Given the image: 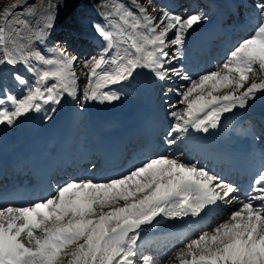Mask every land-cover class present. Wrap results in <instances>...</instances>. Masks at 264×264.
I'll return each mask as SVG.
<instances>
[{
    "label": "snow or ice",
    "instance_id": "snow-or-ice-1",
    "mask_svg": "<svg viewBox=\"0 0 264 264\" xmlns=\"http://www.w3.org/2000/svg\"><path fill=\"white\" fill-rule=\"evenodd\" d=\"M129 5L109 0L102 13L107 24L92 25L102 46L83 61L59 46L41 50L33 42H46L56 6H47L38 34L23 18L36 15L28 0L5 7L0 12V66H22L28 75L10 73L20 96L0 83V125L13 126L45 106L55 112L65 96L76 99L81 77L85 100L116 101L118 92L104 89L147 70L159 81L175 77L189 82L177 89L178 103L185 107L170 113L177 121L166 134L173 137L166 140L171 145L189 128L205 133L217 128L224 113L264 94V0L254 4L251 33L217 70L197 80L175 62L183 55L185 35L206 17L157 8L153 0H129ZM17 9H22L20 17ZM238 191L207 169L167 155L106 182L70 180L45 200L0 207V264H156L149 255L138 258L144 226L201 217L233 204L238 207L222 222L184 245L178 264H264V170L253 178L244 199Z\"/></svg>",
    "mask_w": 264,
    "mask_h": 264
},
{
    "label": "bare ground",
    "instance_id": "bare-ground-1",
    "mask_svg": "<svg viewBox=\"0 0 264 264\" xmlns=\"http://www.w3.org/2000/svg\"><path fill=\"white\" fill-rule=\"evenodd\" d=\"M207 1L209 2L210 11L205 12L204 16L206 18H208V16L209 17L213 16V14L215 12H212V9L217 5L216 0H207ZM105 2L109 3V0H105ZM140 2L146 3L147 1L140 0ZM49 3L56 6V7H54L55 20L53 21V26L51 29H45V32L47 33V37H46V42L44 44H38L35 41H33L35 46L41 48V50L50 49L48 47L47 43H48L49 37L50 36L52 37L54 34L53 27H55L56 22H58V21L60 22V20H62L64 22L66 20L67 22H71V23L75 22V20H77L76 16L78 15L74 11L75 7L77 6V7H80L81 9L83 7H86L84 5L85 3L83 0H33L32 5H33V8L36 12V15L35 16H26L23 18L29 20V22L32 26V31L34 33L38 34L39 29L41 27H43L42 19H43V15H44L45 11L47 10V6L49 5ZM102 5H103V3L101 4V6ZM103 8H105V7L103 6ZM133 10L135 11L134 8H133ZM102 13H104V12L100 13L95 9L92 10L91 7H87L86 9L79 11V14L81 16H86V17H93V16L97 17L98 16L100 18V20H102L103 24H107V21L104 19V16L102 15ZM18 14L20 16V13L17 12L16 15H18ZM96 17H95V19H97ZM237 30H239L240 32H237ZM244 30H245L244 26L238 25L234 31V35L236 37H234L233 39L237 40L238 38H240L243 35ZM189 31H188V33H189ZM188 33L185 35L184 44L182 46V52H183L182 57L187 59L188 62L191 63L190 67H191V70H193V69H196V67L200 68L205 63L207 57L205 55H202V56L198 57V59H196V61H192L193 58H189L191 55L184 52V50L187 49L186 44H188V42H189L188 41V37H189ZM74 42H76V40L68 42V46H69L70 50H71V48H73V50H74V47H75V46H73ZM90 46L92 47L93 44L92 43H88L86 45L81 44V48L85 47L88 50H89ZM220 47L221 46L218 45V48H220ZM100 48L101 47L97 46V49L96 48L92 49L91 50L92 54L97 55ZM75 49H76V47H75ZM216 49H217V47H212V50H216ZM93 50H95V51H93ZM172 51H174V49H172ZM170 54H171V52H170ZM77 55H79V54H77ZM214 55L216 57V61L219 60L220 57L216 51H215ZM78 58L80 61H83V60H86L87 56H78ZM1 68H3L4 70L11 69L10 66H6V65L4 67L0 66V72L3 74L6 73V75H8V72L1 70ZM15 70L17 72H22L25 75H28L26 72H24V69L22 66H18ZM1 73H0V78H1ZM29 79H31V77H29ZM7 80L9 81V78H7ZM160 82L161 81L155 79L150 73L143 74V72L141 70H138V73L135 75L134 78H132L128 81H125L121 84L111 85L109 88L104 89V90L105 91L112 90V91H116L118 93H123L126 96L125 100H127L126 104H125L126 110L130 111L131 109H133L135 107V110L133 111V113L131 115V117H132L135 114L141 113L140 111L153 109L154 104L157 102V99H159L161 101L160 105H162V102H164L166 98L165 97L163 98L162 96L159 98L160 87L158 85H160ZM82 83L85 84V79H83V77H81V82L79 85V91L77 93L76 99H73L72 97L65 96V98L62 100V102L59 105L55 106L56 107L55 112L50 111L51 106H45L44 110L41 111L40 117L37 120H31L29 118V114H30L29 113L26 116L19 118L13 126L0 125V147L3 144H7V147L13 148L16 141L25 142L21 146L24 147L25 151H27L30 154V157H31L30 159H32L34 162L37 159L43 157L40 152L45 150L48 147V144H50V142L53 139L61 138V140H63V137L67 136L66 144L64 145V146H66L67 143L69 142L70 136L68 137V134L66 135L64 130L67 129V130H69V133H70L71 128H73V129L76 128L77 132H81V135L83 137V140H80L78 142L76 149L81 150L82 153H85V150L83 149L84 145H85L84 141L87 140L88 143L91 142L92 145H94L95 144V138H94L95 134L94 133L99 128L102 129V126H99V128H98V125H97L98 123H97V118H96V114L99 111H101V109H99V107L101 105L104 106L108 102L100 103L98 101L85 100L84 95H83L84 87L81 86ZM185 84L186 85H184V87H187L189 85V83L188 84L185 83ZM7 86L16 95L20 96L23 94V92L19 86L14 87L10 84H8ZM182 90L183 89H181L180 91H182ZM177 93H178V91H177ZM177 93H174V95ZM128 98H130V99H128ZM180 99H181V97L178 100L169 103L168 106L166 104V107L168 108V113H171L172 111H182V109L185 106L183 104L178 103V101ZM137 101L142 102L141 108L139 110L137 109L139 106L136 108ZM148 103H152V104L146 105ZM171 105H176V107L173 108V107H171ZM167 108H165V109H167ZM61 111L65 112L64 116H62V117L59 116V113ZM87 111H90L89 115L87 114ZM254 112H258V113L264 112V96H262L261 93H257L256 99L250 100L244 108L237 107L232 112L224 113L221 116V118H225L224 126L227 127V126H229L228 123L234 122L233 128H236L237 122L239 121L240 117H243L245 115H248V114H251ZM47 117H51V118L48 119ZM112 121L114 123L118 124L119 119L114 118V119H112ZM248 121H251V119H249ZM151 130L154 133L155 132L163 133L165 131V127L162 124L161 125L158 124V126H152ZM195 132H196L195 129L189 128V131L187 133L180 134L182 138L176 139V142L173 145H170V148L167 151H165V149H164V152H165L164 154L169 156V157L178 158L182 162H185V163H191L192 162V163L197 164L198 166H200L202 168L207 169L211 173L222 177L221 176L222 175L221 167L222 166L226 167V165L225 164L219 165L217 160H210V159L204 157L202 154V153H204L203 150L207 149L208 147L213 148L214 144L209 143L207 137L205 139H199L195 135ZM62 133H64L65 135ZM153 134L148 133L147 128L144 129L142 131V135H144V136L142 137V139H141L142 141L140 144L131 143V144H126V145H121L120 150L116 155L118 157H121L122 154L129 155L134 149H135V151H137L138 146L143 147V149H144L143 151L146 154H140L139 158H137L136 160L133 159V155H132L130 160H129V163L127 165L128 167H131L135 163L140 162L142 160H145L151 155L160 154L162 152V150L159 149L158 147L152 148V147L147 146L149 144L148 143L149 138H151L153 136ZM175 135L176 134H174V136ZM143 143L145 144V146H141ZM64 148H62L60 150V151H62L63 155H64ZM51 149H52V147H50V151H51ZM255 152H256V155L259 156V153H260L259 149H256ZM150 158H152V156ZM85 163H86V161L84 159H82V160L78 159L77 160L76 158L75 159L70 158V159H66L63 162H59L57 164V166L54 169H52L51 171H42V173H43V175L49 176L51 178L52 182L59 184L61 182L60 173L64 174L63 179H62L64 181L65 180H67V181L80 180V179H91V180H93V178H95V176H97V173L100 175H103L104 171L119 169L120 165L123 166V162L121 164H119L117 162V160L109 161V160L104 159L102 157L97 168H95L94 171L88 172V170H83V168L75 169V167H77V166L84 167ZM44 167H45V165L42 167V169ZM71 170H73V172H71ZM38 174L39 173L31 172L30 170L24 171L22 174V178L24 176H29V179H27L26 181L32 182L31 178L36 177V180L32 183L37 185L41 180ZM5 182L7 183V185H9L11 190H14L15 192H20L19 188L16 189L14 187V185H16V184H15V180L13 178H8V180H6ZM22 190H24V189H22ZM25 192H27V191H24L23 193H25ZM23 193H21V194H23ZM21 196H23V195H21ZM24 198H25V196H24ZM228 206L230 209H234L236 204L228 205ZM193 218H195V217H193ZM175 221H178V220H170V222H172V223ZM165 223H166V221L164 220V221H161L159 224H156L153 227L144 226L141 231H143L145 228H149V230L159 229V228H162L163 226H165L166 225ZM172 245H173V243L169 244V246L166 250H168ZM176 257L177 256L175 255V256H173L172 259L176 260ZM156 264H159V263L156 262ZM168 264H173V263L169 262Z\"/></svg>",
    "mask_w": 264,
    "mask_h": 264
},
{
    "label": "rangeland",
    "instance_id": "rangeland-1",
    "mask_svg": "<svg viewBox=\"0 0 264 264\" xmlns=\"http://www.w3.org/2000/svg\"><path fill=\"white\" fill-rule=\"evenodd\" d=\"M84 1V5L86 6V7H83L82 9L79 7L78 8V13H79V11H82L83 9H86L87 7H91V9H93L94 8V6H95V9L97 10V11H99L100 13L101 12H105V10H106V8H103L102 6H105L107 3L105 2V1H103V0H83ZM144 1V0H143ZM145 1H147V0H145ZM154 1V0H153ZM172 1L173 0H167V2L169 3V7H168V5H164V0H159V2L160 3H156L155 1L153 2V4L157 7V8H164V9H167V10H170V11H172V12H176V13H178V14H181L182 16H187L188 14H191V13H198L199 14V12L197 11V9H198V6H200L199 5V3H201V0H175L173 3H172ZM194 1H196V6L195 7H193V5H194ZM102 2H105V3H103V5L102 6H100L101 4H102ZM122 2L123 3H125L126 5H129V0H122ZM202 2H203V0H202ZM255 2H256V0H246V2L243 4V7H242V13H243V16H242V18H244L247 14H251V13H255L256 12V10H255V8H254V4H255ZM12 3H17V1L16 0H0V12H2L3 11V9L5 8V7H10L11 5H12ZM28 3L29 4H32V0H28ZM166 3V2H165ZM191 5H192V7H191ZM130 6V5H129ZM21 11H22V9H19V11L18 12H20L21 13ZM80 15V14H79ZM17 17H20L19 15L17 16ZM95 18V17H94ZM86 19H88L89 21H85V20H82V19H79V20H81L82 21V24L84 25V26H86V30L84 31V32H82V36L80 37V38H78V40H82V41H85V44L84 45H86V44H88L89 42H88V40H90L92 43H95L94 41H93V38H92V33L91 32H94V29H93V27H92V25H90L91 23L92 24H95V23H102L103 24V22H101V20L100 19H93V18H91V17H86ZM237 19H238V15H235L234 17H233V21H237ZM77 21H78V19H77ZM88 27V28H87ZM59 32H62V30H59ZM56 33V34H54L53 35V37L48 41V47L49 48H53V47H56V46H59L60 48H63V49H66L70 54H72V55H75V56H87V58L86 59H88V58H90V57H92V56H96V55H94V54H92V49H94L95 47H91L90 46V48H89V50L88 49H86L85 47H82L81 49H74L73 50V48H71V50L69 49V46H68V42H70V41H73V40H75V39H70V40H68V39H66V37L63 35V33ZM84 33V34H83ZM91 34V36H90V39H89V37L87 36L88 34ZM61 34V35H60ZM170 35V38H171V34H169ZM86 36V37H85ZM248 36V35H247ZM95 39V41H97L96 39H98V38H94ZM66 40V41H65ZM90 42V43H91ZM70 44V43H69ZM237 44H238V42H237ZM237 44H233V45H231V46H229L225 51L222 49L220 52H218V53H223L222 55H221V60H219V61H217L216 63H215V65L216 66H218L219 67V64L221 63V62H225V60L227 59V57H228V55H229V53H230V51L237 45ZM79 45H80V42H77L76 44H73V46H75L76 48L77 47H79ZM96 46V49H97V45H95ZM102 46V44H100V46L99 47H101ZM91 51V52H90ZM93 51H95V50H93ZM77 54H79V55H77ZM176 63V66H178L179 67V62L178 61H176L175 62ZM186 72V71H185ZM9 73V77H10V72H8ZM187 73V72H186ZM188 74V73H187ZM201 76V75H200ZM199 76V77H200ZM199 77H196L195 78V80H197V79H199ZM83 79H85L84 77H83ZM256 79L258 80L259 79V77H256ZM175 81H176V87L174 86V87H171V85H173V84H175ZM183 81L182 80H180V79H178V78H175V77H172V78H170V79H168V80H165V81H162V83L164 84L165 83V86H163L162 87V89L163 90H161V94H162V97L164 98V97H166V101H167V105H169V103H171V102H174V101H176V100H178L180 97H179V94L177 93V89H179V90H181V89H183V88H181V85H183L184 86V84L182 83ZM251 82V81H250ZM178 83V84H177ZM189 83V82H188ZM187 83V84H188ZM11 84H13L14 85V82L11 80ZM174 93H177V94H175L174 95ZM166 103V102H165ZM170 113H168V110L165 112V114H164V117L168 120V122H167V124H166V133L168 132V130L170 129V127H171V125H173L174 123H176L177 121H175V119L174 118H172V116L171 115H169ZM90 169V168H89ZM90 171V170H89ZM130 170H128L127 172H124V174H126V173H128ZM116 178H118V177H116ZM112 179H114L113 177H112ZM98 182V181H97ZM242 199V198H241ZM237 207H238V205H236ZM236 209V208H235ZM234 209V210H235ZM230 211H232V210H229V211H227L226 213H224L223 215H222V217H220L216 222H214V223H212L210 226H208L205 230H203V231H208V230H210L211 228H213V227H215L218 223H220V222H222L226 217H227V215L229 214V212ZM201 232V231H200ZM199 231L198 232H195L194 234H191V236L186 240V241H183V245H185L189 240H191V239H195L196 238V236L200 233ZM183 247H179L178 249H176L175 250V246L173 247V250H172V252H167L166 254H163L162 255V258L160 259L161 261H162V263L163 264H168L170 261H171V259L173 258V256H177V253L182 249Z\"/></svg>",
    "mask_w": 264,
    "mask_h": 264
}]
</instances>
